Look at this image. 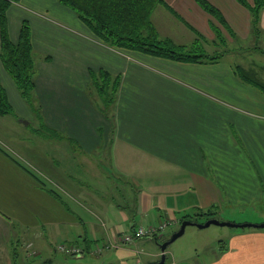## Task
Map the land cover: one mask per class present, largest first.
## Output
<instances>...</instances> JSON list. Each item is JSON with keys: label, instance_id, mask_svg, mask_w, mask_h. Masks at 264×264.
<instances>
[{"label": "crops", "instance_id": "crops-1", "mask_svg": "<svg viewBox=\"0 0 264 264\" xmlns=\"http://www.w3.org/2000/svg\"><path fill=\"white\" fill-rule=\"evenodd\" d=\"M209 1L222 12L234 39L239 31L251 33V13L237 0ZM165 3L191 31L207 36L215 33H210V26L217 20L196 0ZM165 7L159 6L153 15L160 37L157 22L162 23L159 17L168 12ZM24 21L31 27L37 64L35 98L42 110L38 124L60 134L61 138H51L50 142L68 149L66 156L72 153L68 141L76 142L75 151L87 161L93 158L99 162L111 185L105 195L97 192L103 202L97 200L99 208L95 210L67 188L61 193L41 180L34 172L38 168L34 165L32 170L14 157L0 138L2 264L20 263L28 246L37 252L31 264H62L65 255L56 248L70 239V233L83 247L95 242L91 255H104L107 264H126V257L135 255L134 264H157L162 255L159 244L179 228L170 235L166 232L158 241L143 238L128 245L123 237L164 220L176 222L169 229L174 228L181 225L188 210L205 213L219 209L222 213L225 207L237 210L263 198L264 95L235 75L230 58L224 56L208 64L183 63L108 48L58 0L13 3L8 10L12 42L18 41ZM259 24L257 28L264 29V9ZM194 41L174 42L189 45ZM102 69L113 79L120 77L107 116L95 106V102L102 103L98 93H89L90 70ZM251 69L264 82V68ZM0 80L16 115L26 117L2 119L5 129L0 119L1 135L15 131L10 130L15 123L27 126L28 120L32 124L34 119L1 56ZM113 190L118 196L110 201L106 196ZM210 218L222 221L217 215ZM222 234L217 247L196 254L173 243L165 264H264V230L230 228ZM50 236L56 240L54 245ZM36 241L63 256L39 259ZM105 250L114 253L102 254Z\"/></svg>", "mask_w": 264, "mask_h": 264}, {"label": "rangeland", "instance_id": "rangeland-1", "mask_svg": "<svg viewBox=\"0 0 264 264\" xmlns=\"http://www.w3.org/2000/svg\"><path fill=\"white\" fill-rule=\"evenodd\" d=\"M167 11L168 12L162 14L161 17H159V21H161L162 23L157 22V25L160 29L159 32L161 34V38H171L176 43L185 44L189 41H196L198 40V37H200V40H198L200 41V46H202V49L205 52L212 56H227L235 64V67L241 66L247 70H252L251 66H262L264 68V29L257 28L258 26H260L259 23L255 28L251 25V33L244 35L242 31H239V35L236 37V39H234L233 34L231 32L229 33V30L227 28H224V26H222L217 21V24L213 23L210 26L212 30L210 31V33L214 31L212 26H216V29L223 37V41H221L220 37H218L216 33H212L210 36H207L206 34L202 35L201 33L197 32L196 35V33H194V31L192 32L188 27L185 20H182V17H180L176 13L181 18L179 19V17H175L169 10ZM183 24H185L188 29ZM230 29L233 30L232 28ZM192 44L189 43V45L186 46L191 47ZM252 71L255 72V70ZM262 78H264V76ZM94 93L97 92L94 90ZM101 105L103 104L101 103ZM95 106L100 110V105L96 102ZM102 108L104 109V105ZM34 109H41V106L39 102L36 101L35 97ZM30 110L32 109L30 108ZM32 115V119H34V121L32 120V124L31 120H28L30 121V123L27 126H22L21 124L15 123L14 127L10 128V130L16 129L15 131H8L7 133L4 132L0 135V138L7 144L6 149L18 160L28 164V167H30L32 170H34L33 166L35 165V167L38 168L39 171L34 170V172L39 175V178L41 180L47 182L48 185L57 188V190L61 193L64 192V188H67L71 193L75 194L73 196L86 200L95 210H97L99 207L96 201L100 199L103 202L100 196L98 197L97 192L101 190L105 195V190L109 185H111L109 177H105L102 173L101 168L103 167L99 162L93 160V158H89L92 160L91 162L87 161V159L79 155L75 151V149L78 148L76 142L68 141L69 147L72 149V153L69 156L64 155L65 153L68 154V149L64 148L63 150V145L50 142L52 136L50 134L48 135L47 131L41 132V130L43 129L40 127L41 125L38 124L37 120L40 119V117L33 110ZM0 119L2 121L3 129H5L4 120L2 119H26V117L8 115L5 117L0 116ZM1 143L3 144V142ZM64 143L65 145H67L65 141ZM9 145L11 146V148L9 147ZM12 148L15 150H13ZM16 151L18 153H15ZM56 155L59 157H57ZM96 164L98 166H96ZM47 178L50 180V182H48ZM111 191H109L106 196V198L110 201L112 200V196H118L115 190H113V192ZM225 208L226 209H222V213H219V209H213V215H217L220 219H222V221L232 222L236 224L264 223V196L262 199L256 200L251 205L241 207L237 210H234V208L230 206ZM184 215L188 216L190 221L201 224L205 223L211 216L198 215L197 212H191L190 210H188V212H186ZM174 224H176V222L171 220H164L162 223H160V225L152 226L153 228H157V230H155V234L151 235L150 238L157 240L163 239L166 232L168 234H171L172 231L180 228V225H178L174 228L169 229ZM163 225H166L165 228L160 229V227ZM229 229L230 228L228 227H220L217 225H211L210 227L205 229H200L196 226H188L186 228L185 234L175 242H177L178 245L180 244V247H184V250L186 252L196 254L202 252L204 249H210V247L211 249H213L215 248L214 246L217 247V245L220 243V238L224 235L222 233L224 231H228ZM260 230H264V228ZM70 234V239L66 238L64 241H62L63 244H59L57 246L56 249L58 252L63 253V250L59 248L63 245H66L68 247H83V245H81L82 242L75 241L76 239L72 237V233ZM97 236V239L99 240L100 235ZM52 237L53 236H50L49 239L54 245L56 240H54ZM36 242V247H40V242ZM93 243L95 244V242H91L90 245L84 247V249H86V252L83 257L74 258L63 253L65 256L61 261L62 264H107V259L104 255L102 258L98 257V255H91V252H93L94 250ZM133 244L134 243H132L131 245ZM44 247H40L41 256L39 257V259L41 260L48 258L54 259V257H57V255L59 257L63 256L62 254L57 253L54 250L46 249ZM141 249L146 250V246H142ZM172 249L173 248H170L169 250L172 251ZM108 251L109 250H105L102 254L107 253V255L109 256L114 253V250H112L109 254ZM59 254L62 256H60ZM36 255L37 252L35 250L33 251L31 247L28 246L26 255H23L21 260L18 261H20L21 264H31V262L34 261ZM137 257L138 256L136 255L132 257H126V264H134ZM0 264H2V261H0ZM3 264H5L4 261ZM110 264L114 263L111 262Z\"/></svg>", "mask_w": 264, "mask_h": 264}, {"label": "trees", "instance_id": "trees-1", "mask_svg": "<svg viewBox=\"0 0 264 264\" xmlns=\"http://www.w3.org/2000/svg\"><path fill=\"white\" fill-rule=\"evenodd\" d=\"M19 1L0 0V56L5 70L13 79L22 98L42 119L41 109H34L37 64L31 39V27L27 21L23 22L20 36L16 43L12 42L9 33L8 10L13 3ZM58 1L71 9L101 43L108 48L139 51L155 57L183 63H216L223 57L222 55L212 56L205 52L200 46V41H198L200 37L194 41L191 47L178 45L169 38L162 39L153 23L154 11L159 6H166L175 17H179L173 9L166 5L165 0ZM237 1L249 10L252 17V26L257 27L260 21V13L264 9V0H252V2L248 0ZM196 2L224 28L231 31L222 12L209 0H196ZM179 19L181 18L179 17ZM212 28L223 41V37L216 29V26H212ZM194 32L197 33L196 31ZM234 70L235 75L242 82L256 88L264 95V82L259 79L254 71L244 69L241 66L235 67ZM90 77L92 85L89 93L94 92V90L98 93L104 105V109L102 108L103 105H100V110L107 116L109 106L115 101L120 77L113 79L111 74L103 69L99 72L90 70ZM8 115H16V113L0 80V116ZM40 127L43 129L41 132L47 131L48 135L52 136L51 138H61L56 130L50 129L42 123ZM197 214L202 216L213 215V211L198 212ZM184 220L190 219L188 216H183L180 223ZM85 252L86 249L82 247L80 256H70L74 258L83 257Z\"/></svg>", "mask_w": 264, "mask_h": 264}, {"label": "water", "instance_id": "water-1", "mask_svg": "<svg viewBox=\"0 0 264 264\" xmlns=\"http://www.w3.org/2000/svg\"><path fill=\"white\" fill-rule=\"evenodd\" d=\"M23 123L28 124L27 120H23ZM211 225H217L220 227H228V228H240V229H246V228H255V229H263L264 228V223L262 224H249V223H245V224H236V223H232V222H227V221H220L219 219H215V218H210L208 219L205 223H195L192 222L190 220H184L181 225L179 230L175 231L172 233V235L170 236L169 240L159 244L160 250L162 252L161 255V261L157 264H165L166 262V253L168 248L179 238H181L185 232H186V228L188 226H196L200 229H205L210 227Z\"/></svg>", "mask_w": 264, "mask_h": 264}, {"label": "built area", "instance_id": "built-area-1", "mask_svg": "<svg viewBox=\"0 0 264 264\" xmlns=\"http://www.w3.org/2000/svg\"><path fill=\"white\" fill-rule=\"evenodd\" d=\"M165 226L166 225L161 226L160 229L165 228ZM155 230H157V228H153L152 226L147 229L139 228L138 230H136V233L134 235H125L122 241L126 244H132L137 239L150 238L151 235L155 234ZM59 248H61L63 250V253L67 255H81V248L78 247H68L66 245H63Z\"/></svg>", "mask_w": 264, "mask_h": 264}]
</instances>
